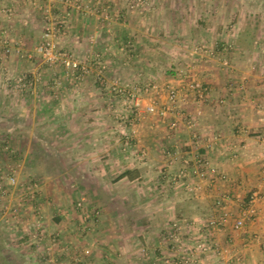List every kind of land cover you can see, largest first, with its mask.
<instances>
[{
	"label": "rangeland",
	"instance_id": "374dc122",
	"mask_svg": "<svg viewBox=\"0 0 264 264\" xmlns=\"http://www.w3.org/2000/svg\"><path fill=\"white\" fill-rule=\"evenodd\" d=\"M4 1L0 4V264H120L121 254L137 257L141 247L136 239L143 233L149 239L142 253L154 256L147 262L184 264L182 258L205 242L202 221L215 215L213 199L204 198V204L201 195L212 187L204 182L203 190L194 194L182 182H167L166 189L176 193L171 205L179 211L168 217L159 209L149 213V204H162V198L141 200L135 193L138 181L118 183L121 174L134 170L135 162L146 161L148 152L137 150L141 127L157 120L146 116L139 126L130 116L132 103L111 88L116 81L126 89L163 83L191 65L198 83H203L202 70L214 67L227 98L249 94L247 77L264 78V0ZM54 16L64 23L60 47L68 61L84 65L88 73L63 63L48 65L37 54L46 19ZM69 90L77 93L75 104L60 99V92L65 95ZM60 105L65 111L79 108L88 114L64 117L61 123L60 115H55ZM76 122L95 129L89 133L93 153L88 164L71 160L72 141L80 140L81 133L54 129ZM178 147L177 154L188 152L187 147ZM181 160H170L168 166L181 169ZM190 166L185 174L192 171ZM135 172L129 179L138 177ZM192 172L186 178L196 184ZM145 178L148 187L153 179ZM196 195L200 196L194 199ZM210 209L214 212L208 213ZM174 234L183 248L181 241L169 240ZM217 251L197 252L190 264L217 256ZM214 263L215 259L206 262Z\"/></svg>",
	"mask_w": 264,
	"mask_h": 264
},
{
	"label": "crops",
	"instance_id": "0c3cea01",
	"mask_svg": "<svg viewBox=\"0 0 264 264\" xmlns=\"http://www.w3.org/2000/svg\"><path fill=\"white\" fill-rule=\"evenodd\" d=\"M5 1L0 0V4ZM1 6V5H0ZM79 22V19L77 20ZM78 24V27H85L87 25ZM80 31V30H79ZM98 30L94 29V33L98 34ZM93 33V31H92ZM264 35V33H262ZM103 35V34H102ZM257 49V48H254ZM253 49V50H254ZM252 50V51H253ZM254 53V52H253ZM176 54V53H175ZM153 62V60H151ZM158 63V61H157ZM239 62H237L238 64ZM201 78L203 83L211 85L213 88L212 94L215 99H223L224 104L218 105H206L201 108V112L198 116V131L202 136L216 135L220 137V144L217 148L213 149L208 155V160L212 166L218 168L220 174L223 176L220 180L212 186V188H205V192L202 193V199L212 198L213 205L216 199L223 193H229L233 198V203L229 206L233 218L237 215L240 206L244 202H247L252 194H259L260 198L256 202L257 208V219L254 222H248L247 225L240 231H234L231 222L227 223L223 230L218 233H214V239L217 246L224 248L225 252H218L217 256L203 257L199 264H206L207 260L215 259L216 264H264V174L261 171V166L264 164V142H260L258 137L264 138V78H249L247 77V88L249 94L244 96H235L236 98H227L226 95H222V84L223 80L216 75L214 67H206L202 70ZM67 92V91H66ZM77 93L69 90L67 93L60 92V99L64 100L69 98L73 104L77 99ZM78 100V99H77ZM67 101V100H66ZM61 109H57L55 115H60L59 118L61 123L64 122L63 118H75L82 116V110L79 108H73V110H64L60 105ZM75 107V106H73ZM188 106L186 109L194 112L195 108ZM196 112V111H195ZM66 120V119H65ZM59 124L55 126L57 133L65 132L66 129L70 128L71 133L80 135V140H73L72 152L73 163L78 165L88 164L92 161V135L95 130L92 124ZM155 125H146L141 127L139 136V145L137 150H146L148 157L146 161L135 162L136 167L134 170L129 169L127 172L136 171L138 174L136 179H129V177H119L118 183L125 180L133 183L138 181L140 186L135 193L143 200V196H149L151 199L157 196L162 198V204H151L149 201V213L160 210L162 213H166L170 217L177 211L175 206L173 207L172 200L175 198L176 193L172 190L166 189L168 187L167 181L164 178V173L173 171L174 166H168L169 158L168 151L175 146L187 147L184 148L186 152L190 153L193 151L191 142L189 140V132L180 125V128L176 132H168L163 124L159 121L154 122ZM239 125L238 127L236 126ZM73 129V130H72ZM101 129H105L104 127ZM70 131V130H69ZM67 132V131H66ZM202 145V144H201ZM204 146L202 145L200 152H204ZM168 166V168H166ZM173 169V170H172ZM153 179L151 184L146 187V178ZM140 180V181H139ZM161 185L160 188L155 186L154 182ZM182 187V186H181ZM158 190V191H157ZM182 194V193H181ZM186 196V193H183ZM180 195V194H179ZM200 195H196L194 199ZM194 200L193 197H190ZM201 198V197H200ZM204 204H207V200L204 199ZM143 207V206H140ZM178 207V206H177ZM214 209V207H213ZM206 210V209H205ZM143 211V209H141ZM208 213L214 212L207 210ZM179 211H177L178 213ZM206 213V212H205ZM206 213V215L208 214ZM141 223V222H140ZM137 223L136 226L139 228L143 227V224ZM151 222V224H153ZM152 226V225H151ZM136 239V242L140 243V249H138V255L132 258L129 254H125L120 257V264H143L146 259H150L154 256L144 257V245L147 243L146 239L149 237L145 234ZM254 237H257L259 241H255ZM152 239V236H150ZM154 240V238H153ZM208 255V254H207ZM239 256L241 262H233V257ZM207 258V259H206ZM158 260V259H157ZM147 262V261H146ZM168 263V261H167ZM214 263V264H215ZM147 264H156L155 262H147ZM169 264V263H168Z\"/></svg>",
	"mask_w": 264,
	"mask_h": 264
},
{
	"label": "built area",
	"instance_id": "2783aa9c",
	"mask_svg": "<svg viewBox=\"0 0 264 264\" xmlns=\"http://www.w3.org/2000/svg\"><path fill=\"white\" fill-rule=\"evenodd\" d=\"M79 7V6H78ZM46 26L42 34V40L35 48L37 54H39L48 65L63 63L66 66L71 65L72 68L79 69L82 73H88L89 71L84 65L78 64L76 61L69 62L68 55L63 52L61 44V35L64 30V23L60 21L58 17H49L46 19ZM104 84V81H101ZM115 94L124 96L129 103H132L133 110H131L132 120H135L139 126H143L145 117H154L157 121H161L165 124V128L168 132H176L179 130L180 125L189 132V140L193 150L190 153L177 154L178 145L175 146V152L173 154L168 153L169 161L174 162L177 158H182L181 169L168 171L164 173V178L167 182L178 184L182 182L185 189L188 192L194 194L203 190L204 182L208 183V187H212L216 181L223 178L217 167L212 166L208 160L210 152L219 146L220 137L216 135L202 136L198 129V116L201 112V108L206 105H223L225 102L223 99L216 100L213 97L212 90L208 85L204 83H198L193 75V66L187 65L186 68L181 69L176 78H171L163 83L150 82L143 86H134L126 89L125 86H121L117 81L113 83L111 88ZM193 106L195 111H188L186 107ZM135 135V131L133 132ZM132 138H129L130 141ZM260 142H264V138L258 137ZM128 144V143H127ZM204 146V152H200L202 145ZM139 157L145 158V152H140ZM171 162V163H172ZM192 164V165H191ZM191 165V166H190ZM192 167V172L195 175V179L198 181L196 184L190 182L192 180L187 179L190 172L185 171L188 167ZM189 170V169H188ZM261 171L264 174V164L261 166ZM184 179H186L184 181ZM14 182V179H13ZM202 184V185H201ZM259 194H252L247 202H244L240 209L233 218L229 211V206L233 203V198L229 193H223L215 200V215L202 221L201 229L206 232V238H203L205 242L199 244L193 249L190 254L182 258V263L190 264V261H195V255L206 254L205 251L212 248L216 251L218 249L215 239H209L214 233L221 232L224 226L231 222L234 231L242 230L248 222H254L257 219L256 202L259 200ZM176 225V224H174ZM173 236V237H172ZM169 240L172 242H179L180 239L176 234L172 235ZM255 241H259L257 237H254ZM207 240V241H206ZM183 248L182 241L180 243V249ZM191 251V250H189ZM191 255V256H189ZM233 262H241L239 256H234ZM231 260L229 264H231Z\"/></svg>",
	"mask_w": 264,
	"mask_h": 264
},
{
	"label": "trees",
	"instance_id": "16d2710c",
	"mask_svg": "<svg viewBox=\"0 0 264 264\" xmlns=\"http://www.w3.org/2000/svg\"><path fill=\"white\" fill-rule=\"evenodd\" d=\"M173 75H176V73L174 72ZM130 175H131V172H126L121 177H129ZM131 179H133V178H131Z\"/></svg>",
	"mask_w": 264,
	"mask_h": 264
}]
</instances>
